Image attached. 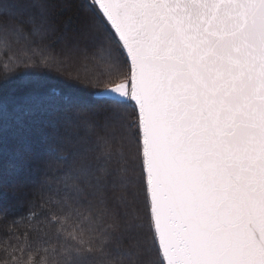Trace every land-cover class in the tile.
<instances>
[{
    "label": "snow or ice",
    "instance_id": "snow-or-ice-1",
    "mask_svg": "<svg viewBox=\"0 0 264 264\" xmlns=\"http://www.w3.org/2000/svg\"><path fill=\"white\" fill-rule=\"evenodd\" d=\"M0 264H264V0H0Z\"/></svg>",
    "mask_w": 264,
    "mask_h": 264
},
{
    "label": "trees",
    "instance_id": "trees-1",
    "mask_svg": "<svg viewBox=\"0 0 264 264\" xmlns=\"http://www.w3.org/2000/svg\"><path fill=\"white\" fill-rule=\"evenodd\" d=\"M18 212H23L24 211V207L23 205H21L18 209H17ZM26 223V222H24ZM21 232H23L25 229H24V226H23V223L21 224L20 226V229H19Z\"/></svg>",
    "mask_w": 264,
    "mask_h": 264
}]
</instances>
